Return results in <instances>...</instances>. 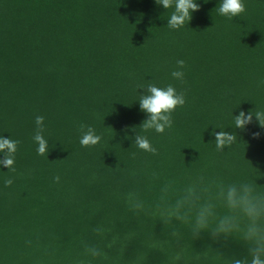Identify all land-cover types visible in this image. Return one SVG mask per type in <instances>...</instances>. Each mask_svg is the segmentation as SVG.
<instances>
[{"label": "trees", "instance_id": "1", "mask_svg": "<svg viewBox=\"0 0 264 264\" xmlns=\"http://www.w3.org/2000/svg\"><path fill=\"white\" fill-rule=\"evenodd\" d=\"M196 2L188 24L173 30V9L155 0H0V135L20 141L15 172L0 167V264H226L247 256L236 237L193 239L186 225L156 214L189 185L203 187L200 176L256 183L264 195V128L255 116L245 129L233 121L264 110V0H244L246 11L231 19L219 15L220 0ZM178 60L183 80L171 76ZM149 82L185 93L162 134L140 126V86ZM38 115L49 142L43 156L32 139ZM81 124L99 144L80 145ZM214 129L236 142L218 151ZM137 133L157 154L135 145ZM6 177H14L10 187ZM129 192L152 211L130 210ZM208 199L225 213L214 186L202 194Z\"/></svg>", "mask_w": 264, "mask_h": 264}, {"label": "clouds", "instance_id": "2", "mask_svg": "<svg viewBox=\"0 0 264 264\" xmlns=\"http://www.w3.org/2000/svg\"><path fill=\"white\" fill-rule=\"evenodd\" d=\"M157 5H161L165 10L173 9L167 19V26L177 30L188 24L192 19V14L200 9L196 0H155ZM246 11L244 0H220L218 13L229 19L239 16ZM177 69L171 72V76L177 80H183L185 61L178 60ZM264 84V80L261 81ZM144 89L139 97L140 110L146 113L147 118L140 125L143 131L154 130L157 133H164L173 125L172 113L177 107H182L186 103L185 93L177 92L171 84L159 87L154 83L141 85ZM253 116L264 128V110H251L247 114L240 111L239 115L233 116L234 127L245 129L253 121ZM36 130L32 137L37 145V155L48 154L49 142L44 137V117H35ZM79 143L82 147H93L100 143L102 137L95 129L84 124L80 125ZM215 146L218 151H223L226 147L236 142L237 136L234 133L221 130H213ZM260 133H253L254 138H258ZM135 145L142 151L157 154V149L152 146L149 139L137 133L134 137ZM19 140L11 137L5 138L0 135V167L7 168L10 172H15V159ZM155 176V173L153 174ZM56 182L60 177L56 176ZM204 176L199 177V182L204 185L198 188L197 185H189L186 194L178 198L174 203H169L164 207L157 206L156 214L165 225H170L173 220L179 221L189 228L193 239H200L202 233H208V237L213 242H219L236 237L247 249V256L230 258L226 264H264V195L258 192L257 184L250 182L230 183L225 185L222 181L209 180L205 183ZM14 183V177H6L5 187H10ZM215 187L218 198L222 206L226 209L223 215L218 214L217 204L213 200H203L202 194L211 191ZM167 187V186H166ZM126 202L130 210L135 212L150 213L152 206L142 200L138 193L129 192L126 194ZM242 221H245L241 227ZM171 236L176 238L177 243L182 239L179 230L174 229ZM208 247H211L210 245ZM187 249L181 247L177 252V258L185 255ZM94 254H97L94 252ZM250 258V259H249Z\"/></svg>", "mask_w": 264, "mask_h": 264}]
</instances>
